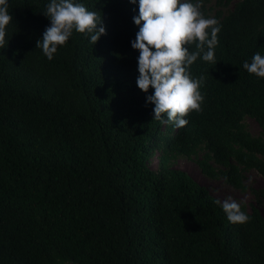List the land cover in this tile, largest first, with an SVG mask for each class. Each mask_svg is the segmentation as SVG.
Instances as JSON below:
<instances>
[{
	"label": "trees",
	"instance_id": "obj_1",
	"mask_svg": "<svg viewBox=\"0 0 264 264\" xmlns=\"http://www.w3.org/2000/svg\"><path fill=\"white\" fill-rule=\"evenodd\" d=\"M49 2L8 0L0 264H264L258 207L240 204L249 222L230 223L205 186L171 166L193 160L207 180L238 191L245 171L264 179V78L243 68L264 56V0H218L217 63L190 66L205 78L204 100L182 128L153 119V90L136 86L138 3L76 0L102 16L106 35L93 45L73 32L49 61L35 47L50 25ZM254 194L264 202V188Z\"/></svg>",
	"mask_w": 264,
	"mask_h": 264
},
{
	"label": "clouds",
	"instance_id": "obj_2",
	"mask_svg": "<svg viewBox=\"0 0 264 264\" xmlns=\"http://www.w3.org/2000/svg\"><path fill=\"white\" fill-rule=\"evenodd\" d=\"M138 3V15L132 17L139 30L131 41V48L138 51L136 86L146 95V104L154 105L153 119L176 128L185 127L186 116L202 111L204 100L200 88L204 76L193 78L190 66L202 59L216 65L215 49L219 44V21L205 18L201 12L202 0H129ZM44 15L49 19L36 41V48L51 61L58 47L64 46L73 32L84 34L95 45L106 35L102 16L89 11L76 0H50ZM13 17L9 13L8 0H0V49L7 46V26ZM194 46L195 50H190ZM243 68L249 74L264 78V56L259 52ZM166 117V119H165ZM226 179V178H225ZM223 209L230 223L244 224L250 217L241 210L240 203L231 197L215 201Z\"/></svg>",
	"mask_w": 264,
	"mask_h": 264
},
{
	"label": "rangeland",
	"instance_id": "obj_3",
	"mask_svg": "<svg viewBox=\"0 0 264 264\" xmlns=\"http://www.w3.org/2000/svg\"><path fill=\"white\" fill-rule=\"evenodd\" d=\"M234 1L236 0H232V2ZM219 10L223 12L224 9L218 4V0H209V2L204 4L201 12L203 13L205 18H213L215 13ZM244 123L251 135H259V127L253 120L247 118ZM150 165L153 169L157 167V154L152 158ZM171 166L175 169L185 171L197 183L205 186L210 191V193L221 202H223V200L227 199L228 197H231L236 202L244 204L246 206L249 204H254L258 207V210L264 217V202H258L254 194L255 191L264 188V179L260 177L256 172L251 170L245 171L243 173L246 189L244 191H238L225 184L222 178H218L216 180H207L200 174V171L193 160L179 157L171 163Z\"/></svg>",
	"mask_w": 264,
	"mask_h": 264
}]
</instances>
